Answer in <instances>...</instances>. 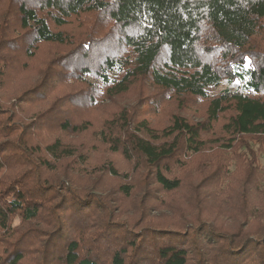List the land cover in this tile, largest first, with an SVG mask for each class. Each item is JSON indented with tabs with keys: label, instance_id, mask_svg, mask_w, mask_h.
Here are the masks:
<instances>
[{
	"label": "trees",
	"instance_id": "obj_1",
	"mask_svg": "<svg viewBox=\"0 0 264 264\" xmlns=\"http://www.w3.org/2000/svg\"><path fill=\"white\" fill-rule=\"evenodd\" d=\"M0 5V90L21 54L71 44L60 29L70 18L97 13L119 29L109 44L87 38L59 55L80 57L63 82L84 86L53 96L35 119L21 122L0 101V264H264V0ZM55 61L11 105L51 100ZM223 80L239 86L214 93ZM142 83L155 91L143 89L142 106L81 120L57 113L64 98L99 110ZM170 102L202 103L199 117L157 123ZM52 115L60 135L33 143L37 121ZM80 135L94 142L66 139ZM97 147L108 157L92 163ZM103 175L118 180L113 192Z\"/></svg>",
	"mask_w": 264,
	"mask_h": 264
},
{
	"label": "rangeland",
	"instance_id": "obj_2",
	"mask_svg": "<svg viewBox=\"0 0 264 264\" xmlns=\"http://www.w3.org/2000/svg\"><path fill=\"white\" fill-rule=\"evenodd\" d=\"M1 8V5H0ZM1 11V10H0ZM0 14H2L0 12ZM1 18V17H0ZM59 29V28H58ZM62 31L66 32L68 34L69 40H71L70 45H56V44H39L36 48L34 55L30 58H27L24 55H20V64L17 65L16 68H12L11 71H8V75L5 78L4 86L0 90V101L6 108H9L10 106L12 109L18 114V119L21 120V122L24 121H31L35 119L36 115L39 114L41 111L45 110L49 104L51 103L52 99L56 96H62L65 93H76L78 90L83 88V84L74 83V78H69L67 81H64L67 76H70V71L77 68L78 61L80 62V57L75 56L74 58H71L70 60H60L59 55L63 54L64 52H67L74 44L78 45V43L85 41L87 38L91 39H97L100 38L98 41L99 44L106 45V43L109 44V42L113 41L116 36L119 33L118 27L112 25V23L105 18L104 16H101L97 13H85L81 14L75 17H72L68 20L67 24H65L63 27L60 28ZM13 35V34H12ZM16 35V34H15ZM21 44V43H20ZM3 46H8V42H4ZM100 46V47H101ZM106 47V46H104ZM103 47V49H104ZM99 51V48H95L93 53L96 54ZM55 58V73L52 75L51 79V85L54 87V84L56 87H58L55 92L50 96L51 100H46L40 103H21L16 106V104L11 105L15 102V98L19 96V94L26 89L28 86L34 85L39 79L44 78V70L48 62H50V59ZM114 74L111 75V78H113ZM144 85V83H142ZM145 87H142L140 89V84L137 86V88H133L130 93L127 95H124L120 98H117V100L114 101V104H111L110 102L106 103L103 108L100 111L97 109L90 110L88 107H82L83 105H77L75 106L74 103H72V100L70 98H64L63 102L61 101L58 104V110L57 113L60 112V109L63 108L67 114H69L71 117L73 116L74 119L81 120L82 118H102L104 116V113H108L111 110L117 108V106H142L143 105V96L147 95L148 93H155L152 89H148L146 85ZM237 86H239L238 81H234L232 83H228L227 81L223 80L220 85L213 90L214 93L230 88L234 89ZM145 91V95H141L140 93ZM54 96V97H53ZM202 105V103H201ZM194 106L189 107V109H182L177 110L174 103H165L160 107L159 111L157 112V118L155 121L159 124H165L168 120V115L170 113L179 112L181 114H186L193 116L195 118L199 117L198 109H201L202 106ZM70 106V108L68 107ZM197 110V111H196ZM103 111V112H102ZM196 111V112H195ZM199 114H198V113ZM193 114V115H191ZM57 117L52 115L48 118H43L42 120H38L37 125H43L37 128L34 132V138L33 143H46L52 140L55 136L60 135L58 134L57 126ZM81 138L84 140L85 143L92 144L94 142V139L92 136L88 135H80L77 136H71L67 137V140H71L76 143L81 141ZM108 157V154L100 149V147L95 148V152L92 153V159L91 162L96 163L99 161L101 157ZM118 160V159H117ZM116 160V161H117ZM258 161L259 163L264 166V152L258 154ZM119 169L120 170H127V164H125L122 161H117ZM233 168V165L231 166ZM96 176V175H95ZM93 176V177H95ZM104 180L101 182L102 189L107 192H113L114 187L117 184L116 178L108 179V177L104 176ZM102 177V178H103ZM96 178V177H95ZM94 179L90 181V184L94 182ZM98 182V181H97ZM99 183V182H98ZM94 185L96 186V184ZM100 185V184H99ZM130 209H132V202H129ZM20 225V220L18 218H15L12 222V228L18 229ZM1 234V231H0Z\"/></svg>",
	"mask_w": 264,
	"mask_h": 264
}]
</instances>
